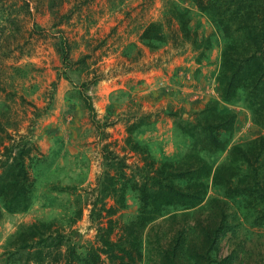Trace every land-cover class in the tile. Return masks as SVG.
I'll return each mask as SVG.
<instances>
[{
  "label": "rangeland",
  "instance_id": "374dc122",
  "mask_svg": "<svg viewBox=\"0 0 264 264\" xmlns=\"http://www.w3.org/2000/svg\"><path fill=\"white\" fill-rule=\"evenodd\" d=\"M152 22L161 40L143 36ZM230 43L210 15L184 0H0V116L36 149L28 160V207L3 209L0 217V264L66 256L88 264L102 246L99 228L137 253L139 264H168L164 253L178 231L185 241L178 264H264V199L257 191L264 189V125L253 119L247 85L223 97L230 73L224 58H241L233 51L225 57ZM88 81L95 117L80 95ZM219 114L230 121L215 128L221 145L203 149V126ZM104 144L128 165L113 166L112 181L102 180ZM235 147L248 152L253 169ZM187 168L205 182L203 200L158 210L154 204V218L134 228L140 186L155 203V181ZM191 181L172 178L183 190ZM221 204L228 229L195 259L188 246H203L200 226L215 222ZM33 224L51 225L64 241L34 246L40 238L32 237L20 249V235ZM118 256L102 258L129 263V255Z\"/></svg>",
  "mask_w": 264,
  "mask_h": 264
},
{
  "label": "trees",
  "instance_id": "16d2710c",
  "mask_svg": "<svg viewBox=\"0 0 264 264\" xmlns=\"http://www.w3.org/2000/svg\"><path fill=\"white\" fill-rule=\"evenodd\" d=\"M194 4L199 10L210 15L215 23H217L224 35L230 38L231 43L226 47L225 57L228 52H237L241 58L230 60L224 58L223 68L230 71L226 78L223 97L225 99L232 98L237 88L243 84L249 89V106L252 109L253 119L257 124L264 125V0H184ZM162 32L159 25L155 22L148 24L143 32V36L147 39H162ZM235 35L242 36V40L237 42ZM61 48L62 57L68 59L69 49L66 40ZM241 49V52H240ZM91 81L82 83L80 95L83 102L95 117L94 108L92 106L90 96L87 94V86ZM10 95V94H9ZM223 116L218 115L217 120L212 125H204L206 131V140L202 143L203 149H214L221 145L217 139L215 128L230 125V121ZM197 137V136H196ZM199 141V139H198ZM241 158L252 166V160L247 151L235 147ZM36 151L32 142L20 133H11L0 116V217L3 209L9 212L24 210L29 205L30 193L32 190L31 179L28 171V160L31 158L32 152ZM101 154L105 160L106 170L102 180L112 181L109 176V170L113 166L123 168L128 166L120 161L116 153L112 152L109 144L102 146ZM253 169V166H252ZM172 178L191 179L195 182L192 187L186 189L175 186ZM145 180V178H144ZM147 182V181H143ZM159 191L155 194V203L149 202L147 185L142 184L139 188L140 199L143 207L138 214L137 219L132 222L134 228L142 229L149 220L154 218L152 206L155 204V210L161 205L181 204L185 207H194L202 200L206 190V184L196 175V171L192 169L172 170L167 176L156 180ZM103 183L100 182V193L103 191ZM114 185V183H111ZM105 189V188H104ZM191 189V190H190ZM252 189V188H248ZM114 190L113 192H115ZM264 199V189L257 190ZM118 201V200H115ZM228 229V221L223 204L219 206V216L211 226H200L199 231L203 237V246L199 247L195 244L188 246V251L195 259H204L208 253L209 247H214L218 239L224 235ZM44 238H43V237ZM100 243L102 246L92 250L88 264H106L102 258L105 255L110 260H116L122 255H129V263L139 264L137 253L123 246L112 242L105 237L102 229L99 228ZM32 237H39V241L34 242V246H52L56 247L64 241V236L58 230H52L51 225L33 224L32 227L20 235L19 248L29 247L26 241ZM136 238V236H135ZM49 243V245H48ZM134 246V245H133ZM185 249L184 233L178 231L172 240L169 251L164 253V258L168 264H178V259ZM201 253L203 254L202 256ZM137 254V255H136ZM40 259V258H38ZM72 264V258L66 256L63 261L52 258L49 264Z\"/></svg>",
  "mask_w": 264,
  "mask_h": 264
}]
</instances>
